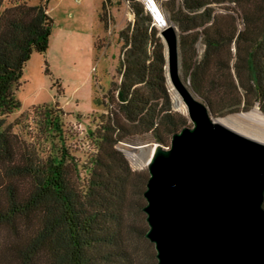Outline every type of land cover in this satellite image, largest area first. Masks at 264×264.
I'll return each mask as SVG.
<instances>
[{
  "label": "trees",
  "instance_id": "obj_1",
  "mask_svg": "<svg viewBox=\"0 0 264 264\" xmlns=\"http://www.w3.org/2000/svg\"><path fill=\"white\" fill-rule=\"evenodd\" d=\"M127 1L134 21L120 32L119 80L94 98L103 111L92 114L87 128L91 149L79 152L68 143L57 105L40 107L44 145L19 137L8 123L21 107L22 71L34 53H47L54 20L43 4L9 0L3 9L0 0V264L125 263L126 203L139 193L133 201L142 212L149 174L133 170L118 145L149 136L168 147L192 125L173 107L160 28L142 2ZM162 6L180 32L183 76L211 113L258 106L264 114V0H162Z\"/></svg>",
  "mask_w": 264,
  "mask_h": 264
},
{
  "label": "water",
  "instance_id": "obj_2",
  "mask_svg": "<svg viewBox=\"0 0 264 264\" xmlns=\"http://www.w3.org/2000/svg\"><path fill=\"white\" fill-rule=\"evenodd\" d=\"M146 8L165 44L167 80L192 125L170 146L155 144L145 236L158 264H264V143L214 118L181 74L178 29L158 6Z\"/></svg>",
  "mask_w": 264,
  "mask_h": 264
},
{
  "label": "rangeland",
  "instance_id": "obj_3",
  "mask_svg": "<svg viewBox=\"0 0 264 264\" xmlns=\"http://www.w3.org/2000/svg\"><path fill=\"white\" fill-rule=\"evenodd\" d=\"M26 1L32 5H45L54 24L47 53H34L22 71L16 88V97L21 107L9 116L8 123L14 124V132L19 137L39 141L44 145L45 133H42L41 126L43 113L40 107L57 105L63 109V122L72 150L88 151L91 147L86 134L92 114L103 111L95 104L94 98H102L108 92L112 80H119L116 68L121 56L120 32L134 21L130 2L112 0L109 4L106 0ZM138 1L146 7L145 0ZM155 2L166 20L172 23L162 6V0ZM235 16L242 29L243 19L239 13H235ZM178 33L180 39V32ZM197 49L202 53L203 46L198 43ZM181 59L180 54V61ZM183 73L181 66L182 76ZM185 82L188 83L189 80L185 79ZM168 87L174 109L188 117V109L170 80ZM230 117L239 119L238 127L229 126L240 133L249 137L252 135L248 131L264 134V114L258 106L249 111L214 116L222 121ZM190 123L192 124L191 121ZM118 146L133 170L149 174L148 162L155 148V143L149 136L133 137ZM138 194L132 191V201L126 203L125 243L122 250L126 260L122 264H158L154 243L143 235L144 228L146 232L149 228L146 213L143 210L138 212L133 201L139 197ZM140 201L144 205L147 203L144 196L141 199V195Z\"/></svg>",
  "mask_w": 264,
  "mask_h": 264
},
{
  "label": "bare ground",
  "instance_id": "obj_4",
  "mask_svg": "<svg viewBox=\"0 0 264 264\" xmlns=\"http://www.w3.org/2000/svg\"><path fill=\"white\" fill-rule=\"evenodd\" d=\"M147 3H148V5L150 6V7H152V6H158L157 4H156V2L154 1V0H145ZM151 3V4H150ZM218 121H220V122H222V123H224L225 125H227V126H229V125H231V126H234V127H238L237 126V123H238V121H239V119L238 118H236V117H230V118H225V119H223V121L222 120H220V119H218ZM230 127V126H229ZM232 128V127H231ZM234 129V128H233ZM235 130V129H234ZM237 131V130H236ZM239 132V131H238ZM248 133L250 134V135H252V137L251 138H254V139H256V138H260V139H262V140H264V134L263 133H260V132H257V131H254V132H250V131H248ZM243 134V133H242ZM257 140V139H256ZM262 140H261V142H262ZM263 143H264V141H263ZM154 150H155V148H154Z\"/></svg>",
  "mask_w": 264,
  "mask_h": 264
},
{
  "label": "crops",
  "instance_id": "obj_5",
  "mask_svg": "<svg viewBox=\"0 0 264 264\" xmlns=\"http://www.w3.org/2000/svg\"><path fill=\"white\" fill-rule=\"evenodd\" d=\"M6 2H7V0H5V2H4V6H3V9L7 6V5H5L6 4Z\"/></svg>",
  "mask_w": 264,
  "mask_h": 264
}]
</instances>
